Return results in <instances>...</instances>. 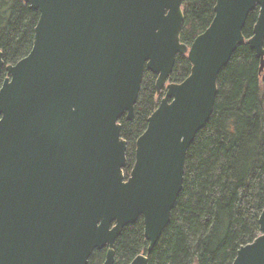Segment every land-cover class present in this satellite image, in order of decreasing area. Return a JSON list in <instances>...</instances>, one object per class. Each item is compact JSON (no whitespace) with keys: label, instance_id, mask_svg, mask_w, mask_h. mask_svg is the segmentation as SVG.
<instances>
[{"label":"water","instance_id":"95a60500","mask_svg":"<svg viewBox=\"0 0 264 264\" xmlns=\"http://www.w3.org/2000/svg\"><path fill=\"white\" fill-rule=\"evenodd\" d=\"M23 1L39 12L32 47L7 65L0 50V264H88L102 249V264H114L116 238L140 217L149 254L170 222L221 69L244 43L264 68V0H216L190 45L180 41L183 0ZM178 54L191 69L171 83ZM145 70L164 94L125 177L119 119H133ZM258 225L232 264H264V207ZM147 254L129 264H148Z\"/></svg>","mask_w":264,"mask_h":264},{"label":"trees","instance_id":"16d2710c","mask_svg":"<svg viewBox=\"0 0 264 264\" xmlns=\"http://www.w3.org/2000/svg\"><path fill=\"white\" fill-rule=\"evenodd\" d=\"M215 2L183 0L181 42L190 45L209 26ZM257 15L258 8L248 15L245 40ZM38 18L23 0H0L5 65L28 54ZM259 67L254 51L239 45L217 77L211 116L186 151L182 190L170 222L149 254L142 218L125 226L114 242V264H129L139 254H147L148 264H232L237 250L259 235L264 207V68L260 72ZM190 69L187 56L178 54L169 82H182ZM5 75L3 70L0 83ZM155 80V74L144 71L133 119H119L127 143L125 177L134 163L135 142L164 94H157ZM105 251L94 250L88 264H102Z\"/></svg>","mask_w":264,"mask_h":264},{"label":"rangeland","instance_id":"374dc122","mask_svg":"<svg viewBox=\"0 0 264 264\" xmlns=\"http://www.w3.org/2000/svg\"><path fill=\"white\" fill-rule=\"evenodd\" d=\"M162 96V95H161Z\"/></svg>","mask_w":264,"mask_h":264}]
</instances>
